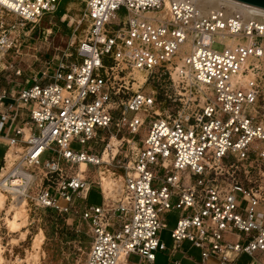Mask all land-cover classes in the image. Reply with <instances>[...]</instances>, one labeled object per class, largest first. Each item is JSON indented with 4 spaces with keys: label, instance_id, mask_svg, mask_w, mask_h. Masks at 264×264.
Masks as SVG:
<instances>
[{
    "label": "built area",
    "instance_id": "obj_1",
    "mask_svg": "<svg viewBox=\"0 0 264 264\" xmlns=\"http://www.w3.org/2000/svg\"><path fill=\"white\" fill-rule=\"evenodd\" d=\"M58 3L0 0L5 213L22 199L62 215L79 208L91 236L84 264H119L131 253L154 264L155 251L168 249L164 214L179 210L171 236L200 250L194 264H264V8L86 0L75 58L22 84L24 44ZM163 67L170 84L159 100L145 86ZM104 131L124 133L123 158L109 142L99 152L90 144ZM93 189L99 204L87 202Z\"/></svg>",
    "mask_w": 264,
    "mask_h": 264
},
{
    "label": "rangeland",
    "instance_id": "obj_2",
    "mask_svg": "<svg viewBox=\"0 0 264 264\" xmlns=\"http://www.w3.org/2000/svg\"><path fill=\"white\" fill-rule=\"evenodd\" d=\"M70 1V0H60L57 9L45 15V17L39 22V24L45 25L48 28V32H44L42 26L41 38H39L35 43L29 45V39L27 38L24 45H29V47H23V54L20 58L21 67L24 69L23 76L20 77V81L24 84V80L27 77L32 76L35 70L40 68H45L50 66L53 69L57 66L62 58L73 60L75 58L76 48L79 42V38L85 33L86 25L85 23L79 24L82 20L85 2L82 1ZM79 3V4H78ZM82 7V8H81ZM77 8V9H76ZM120 16L124 15V11L120 10ZM75 28L77 30H75ZM76 38V39H75ZM74 42V43H73ZM214 48L222 50L224 45L219 42L214 43ZM47 62H50L49 64ZM165 67L160 68L154 74L155 77L152 79V83L145 86L147 92L151 90L158 91V99L163 98L164 91L161 89L162 85H169L168 75H166ZM163 112V110H162ZM264 112V108L261 109ZM165 113V112H163ZM148 123H146L147 126ZM146 126L140 131L139 135L135 137L137 141V146H141L140 140L146 135ZM115 134L104 131L98 136V143L95 141L90 142L93 148L98 152L103 149V147L109 142H111L112 137ZM124 133H119L117 135V140L120 141ZM127 138H132V136L125 133ZM101 137H105V142L100 141ZM132 144H130L131 146ZM135 145V144H134ZM87 146V145H86ZM112 148L118 149L117 158H123L125 153L128 151V143L112 145ZM75 149L82 148V144L74 143L72 145ZM2 147L0 146V151ZM91 178H96V173L91 172ZM88 203L99 204L102 202V196L97 189H93L88 197ZM0 209V225H1V236L6 246L5 252V263H12L17 256L25 258L27 250H30L34 241L35 236L43 231L44 233V244H43V256L41 264H84L87 253L91 246V236L89 234V226L86 222H82L79 217V208L71 211L68 214H60L52 210H46L42 208H35L31 202L24 207L26 209L27 217L26 222L23 223L18 231L10 233L12 238H15L16 243L12 245L10 243V236L8 230L5 226V220L7 217H12L14 211L10 214L5 213V210ZM180 217L179 210H172L164 214L165 221L167 222V228L161 231L160 237L161 241L167 246V250H157L155 251L156 260L154 264H169L172 259H181L182 264H194L195 259H199L200 250L198 248L192 247L191 243L185 242L181 247H177L175 244L171 233L177 225V221ZM24 235V238L22 237ZM177 249V253L171 256L173 249ZM184 252L186 254H184ZM130 263H139L140 257L135 253H131L128 257ZM243 263L247 261V257L242 258ZM22 264H27L26 262Z\"/></svg>",
    "mask_w": 264,
    "mask_h": 264
},
{
    "label": "bare ground",
    "instance_id": "obj_3",
    "mask_svg": "<svg viewBox=\"0 0 264 264\" xmlns=\"http://www.w3.org/2000/svg\"><path fill=\"white\" fill-rule=\"evenodd\" d=\"M222 1H226V0H199V2L203 6L210 8V9L218 7ZM75 30H77V29L75 28ZM112 145H115V146L117 145V147L119 145V141L117 140V138L115 136H113L111 139L110 146L113 147ZM117 150L118 149L113 148V153H117ZM108 152H109V150L105 151V153H104L105 159H107V157H108ZM81 168L84 170L86 168V165L82 164ZM109 184L110 183H109L108 179H105L104 180V187L105 188L108 187ZM6 199H7L6 193L0 188V209L1 210L5 208ZM19 204H22V205L11 209L14 211V213L12 214V217H7L5 220V226L8 230L10 238H12V235H10V233H14V232L18 231L21 227H23V225H24L23 223L26 222L27 213L25 211L26 209H24L25 204H26L24 202V199L20 200ZM11 210L10 209L7 210V214H10ZM24 227H25V225H24ZM0 230H1V225H0ZM22 237L24 238V235ZM44 239H45L44 233H43V231H40L35 236L31 249L27 250L26 257L21 258L20 256H17V258L10 264H22L23 262L24 263L26 262L27 264H41L42 263V256L44 254V252H43ZM16 241H18V240H16L15 238L10 239V243L12 245H15ZM5 252H6V246L4 245V241H3V238H2L1 233H0V264H4L6 261ZM119 264H132V263L128 262L127 257L124 256L121 258V261Z\"/></svg>",
    "mask_w": 264,
    "mask_h": 264
},
{
    "label": "crops",
    "instance_id": "obj_4",
    "mask_svg": "<svg viewBox=\"0 0 264 264\" xmlns=\"http://www.w3.org/2000/svg\"><path fill=\"white\" fill-rule=\"evenodd\" d=\"M70 1H75V0H70ZM76 1H83L85 2L86 0H76ZM60 2V0H59ZM59 4V3H58ZM58 7V6H57ZM42 26H43V30L44 32H48V28L45 26V25H42V24H37L33 30V36H31V38L29 39V45H31V43H35V41H37L39 38H41V29H42ZM29 45H27L28 47H30ZM1 126V124H0ZM0 132H1V129H0ZM0 146L2 147V150L0 151V167L2 166L3 164V159H4V154H5V151H6V148H7V144L6 142H4L3 140L0 139Z\"/></svg>",
    "mask_w": 264,
    "mask_h": 264
},
{
    "label": "water",
    "instance_id": "obj_5",
    "mask_svg": "<svg viewBox=\"0 0 264 264\" xmlns=\"http://www.w3.org/2000/svg\"><path fill=\"white\" fill-rule=\"evenodd\" d=\"M245 4L264 8V0H237Z\"/></svg>",
    "mask_w": 264,
    "mask_h": 264
}]
</instances>
